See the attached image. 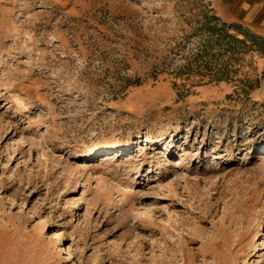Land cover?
I'll use <instances>...</instances> for the list:
<instances>
[{
    "label": "rangeland",
    "instance_id": "374dc122",
    "mask_svg": "<svg viewBox=\"0 0 264 264\" xmlns=\"http://www.w3.org/2000/svg\"><path fill=\"white\" fill-rule=\"evenodd\" d=\"M263 154L212 0H0V264H264Z\"/></svg>",
    "mask_w": 264,
    "mask_h": 264
},
{
    "label": "crops",
    "instance_id": "0c3cea01",
    "mask_svg": "<svg viewBox=\"0 0 264 264\" xmlns=\"http://www.w3.org/2000/svg\"><path fill=\"white\" fill-rule=\"evenodd\" d=\"M216 16L228 25H242L264 37V0H212Z\"/></svg>",
    "mask_w": 264,
    "mask_h": 264
},
{
    "label": "bare ground",
    "instance_id": "6f19581e",
    "mask_svg": "<svg viewBox=\"0 0 264 264\" xmlns=\"http://www.w3.org/2000/svg\"><path fill=\"white\" fill-rule=\"evenodd\" d=\"M261 160H264V154L261 156V158H260ZM2 264V263H1Z\"/></svg>",
    "mask_w": 264,
    "mask_h": 264
}]
</instances>
